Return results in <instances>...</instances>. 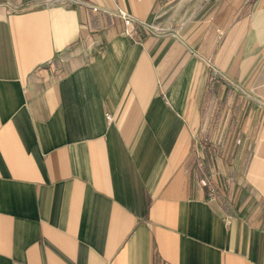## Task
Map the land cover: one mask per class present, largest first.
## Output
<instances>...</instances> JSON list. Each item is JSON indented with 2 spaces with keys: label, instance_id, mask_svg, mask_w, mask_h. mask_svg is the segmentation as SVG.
Returning <instances> with one entry per match:
<instances>
[{
  "label": "crops",
  "instance_id": "crops-1",
  "mask_svg": "<svg viewBox=\"0 0 264 264\" xmlns=\"http://www.w3.org/2000/svg\"><path fill=\"white\" fill-rule=\"evenodd\" d=\"M83 1L0 0V264H264V0Z\"/></svg>",
  "mask_w": 264,
  "mask_h": 264
},
{
  "label": "built area",
  "instance_id": "built-area-1",
  "mask_svg": "<svg viewBox=\"0 0 264 264\" xmlns=\"http://www.w3.org/2000/svg\"><path fill=\"white\" fill-rule=\"evenodd\" d=\"M50 1L51 2H60L62 5L78 4V5H82V6L91 8L94 11H102V12L111 14L110 11L103 9L101 7H98L96 5H93L91 3H88L86 1H83V0H50ZM112 13L119 16L123 20V22L126 26V32L128 34L134 30V26L136 23V19L134 17H132L126 11H124L123 9H121L119 7H116L115 12H112ZM149 29H151V28H149ZM205 183L210 187L211 193H213L216 187H214V185L211 181V178L209 176L206 177Z\"/></svg>",
  "mask_w": 264,
  "mask_h": 264
},
{
  "label": "rangeland",
  "instance_id": "rangeland-1",
  "mask_svg": "<svg viewBox=\"0 0 264 264\" xmlns=\"http://www.w3.org/2000/svg\"><path fill=\"white\" fill-rule=\"evenodd\" d=\"M208 107H209V105H207V106H206V104L204 105V108H203L202 111L205 114L207 113V108ZM221 111H222V107H220L219 103H218L216 105V107H215V118H214L215 122L214 121L212 122L213 124L215 123V125H216L215 127H218V125L220 124V120H219L220 115H217V112H221ZM217 116H218V119H217ZM205 138H203L204 140H203L202 144H204V147H208V146H210V144L215 143L220 137L217 136V137H212V139H210V137L208 136V137H205ZM214 140H216V141H214ZM212 154H213L212 156L214 158L216 152H213ZM208 155H209V158H207V159L211 160L212 159L211 158V153H208ZM205 156L207 157V153H205Z\"/></svg>",
  "mask_w": 264,
  "mask_h": 264
}]
</instances>
